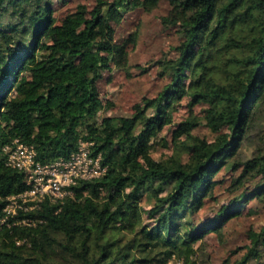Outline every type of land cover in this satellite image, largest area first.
I'll return each mask as SVG.
<instances>
[{"label": "trees", "instance_id": "obj_1", "mask_svg": "<svg viewBox=\"0 0 264 264\" xmlns=\"http://www.w3.org/2000/svg\"><path fill=\"white\" fill-rule=\"evenodd\" d=\"M57 1L0 0V264H166L172 256L197 264L195 245L205 234L219 232L248 201L264 202V0H167L161 21L179 42L175 56L157 64L169 81L130 115L103 116L98 82L112 64L128 65L113 23L160 0L79 3L60 19ZM185 96L206 107L201 121L179 122L174 137L200 122L223 132L185 144L186 163L155 160L158 134ZM15 139L31 145L41 164L84 141L106 169L77 181L71 195L45 197L1 222L6 197L27 187L25 173L6 164L4 147ZM249 143L256 152L248 156L241 146ZM238 166L241 177H258L251 190L208 220H192L217 184L214 175ZM145 194L148 209L140 205ZM247 237L232 264H264V224Z\"/></svg>", "mask_w": 264, "mask_h": 264}, {"label": "rangeland", "instance_id": "obj_2", "mask_svg": "<svg viewBox=\"0 0 264 264\" xmlns=\"http://www.w3.org/2000/svg\"><path fill=\"white\" fill-rule=\"evenodd\" d=\"M79 3L91 8L95 0H58L54 4V15L60 19L66 12L73 10ZM170 5L167 0H160L158 5L151 10L135 7L126 12L123 18L113 23L114 38L119 43L125 44L128 65L119 68L112 64L98 82L99 93L105 108L99 112L103 115H130L134 106L143 97H154L169 81L167 75H162V67L157 60L175 56L173 47L178 44L179 36L175 28L165 26L161 21L162 15H167ZM145 69V70H144ZM110 103V105L107 104ZM204 103L189 105L185 96L177 101L171 111V122L166 124L158 134V138L151 150L155 160L166 161L169 159L180 160L186 163L190 153L185 144L194 137L204 138L207 141L215 140L222 131L214 132L202 122L189 129L188 132L174 137L173 130L176 125L187 119L202 120ZM254 143L241 146L245 155L256 152ZM242 167L236 170L221 169L214 175L217 184L211 194L205 196L197 212L191 219L197 222L213 217L221 205L234 196L249 191L258 181V177L251 178L247 172L241 177ZM241 178L242 184L236 185V179ZM152 199L145 194L140 200L143 209L151 207ZM264 224V202L258 200L248 201L241 213L228 219L219 232H209L195 245L197 264H221L228 260L234 263L244 253V246L248 243L249 230H258ZM166 264H184L177 257H171Z\"/></svg>", "mask_w": 264, "mask_h": 264}, {"label": "built area", "instance_id": "obj_3", "mask_svg": "<svg viewBox=\"0 0 264 264\" xmlns=\"http://www.w3.org/2000/svg\"><path fill=\"white\" fill-rule=\"evenodd\" d=\"M6 164L25 173L27 187L16 194L6 197L2 209L4 215H16L17 210H28L38 206L45 197L59 200L71 195V186L79 180L100 176L106 169L101 164L100 155L92 156L89 143L79 141L77 150L67 157H61L49 164H41L35 159V149L18 139L4 147ZM20 222V221H19ZM26 223V219H22Z\"/></svg>", "mask_w": 264, "mask_h": 264}]
</instances>
